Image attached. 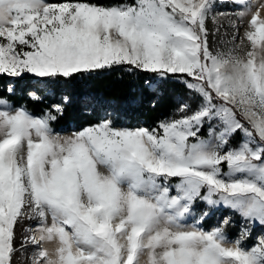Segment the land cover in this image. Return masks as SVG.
I'll use <instances>...</instances> for the list:
<instances>
[{"label": "snow or ice", "instance_id": "obj_1", "mask_svg": "<svg viewBox=\"0 0 264 264\" xmlns=\"http://www.w3.org/2000/svg\"><path fill=\"white\" fill-rule=\"evenodd\" d=\"M232 2L0 0V264H264V233L244 243L264 228V2ZM117 67L176 78L192 103L151 129L105 118L64 136L69 96L40 115L12 99L25 76L43 104L49 83ZM220 206L247 221L235 241L231 217L203 226Z\"/></svg>", "mask_w": 264, "mask_h": 264}, {"label": "trees", "instance_id": "obj_2", "mask_svg": "<svg viewBox=\"0 0 264 264\" xmlns=\"http://www.w3.org/2000/svg\"><path fill=\"white\" fill-rule=\"evenodd\" d=\"M124 1L126 0H119V2ZM95 2L113 3L117 0H95ZM7 81L6 78L0 77L1 85H5ZM145 81H149L151 86L146 84ZM49 84L53 87L54 97L47 98L43 104L33 103L21 92L17 93L12 99L17 104H26L31 112L38 114L49 104L60 102L63 94L69 96L70 103L65 106L63 116L53 124L55 129L72 125L83 126L96 121L95 112L83 110L82 95L90 97L93 103L103 102L114 106L118 119L122 115L133 118L143 117L151 127H156L160 120L171 115L172 109L177 105L178 97L184 94V84L176 78L161 80L151 73H130L121 67ZM202 134L205 137L207 136L206 128ZM240 139L241 137L238 136L233 143H237ZM204 223L206 225L213 223V216H209ZM19 232L18 226V234L20 235ZM21 236L23 235L21 234ZM19 244L18 239L17 247H19ZM17 256H19V253Z\"/></svg>", "mask_w": 264, "mask_h": 264}, {"label": "rangeland", "instance_id": "obj_3", "mask_svg": "<svg viewBox=\"0 0 264 264\" xmlns=\"http://www.w3.org/2000/svg\"><path fill=\"white\" fill-rule=\"evenodd\" d=\"M124 2H128V3H132L134 2V0H126ZM251 2L254 4L252 11L255 12L256 8L255 5H258L261 2H264V0H251ZM105 3V2H103ZM216 12H235L239 10V6L233 4L232 0H216ZM260 14H261V18H264V9L260 10ZM251 18V15L249 14L248 16L245 17V21L244 24H241L240 26V35H243L244 29L247 25V21ZM208 27L209 29H214V25L213 22L211 20L208 21ZM225 29L221 28V31L223 32ZM238 42V41H237ZM216 47L221 48V50L223 49V45L217 44ZM8 83V81L5 83V85ZM38 83V80L36 78H33L31 76H25V78L23 80L17 81V93L21 92V93H26V91L36 85ZM1 85V84H0ZM41 86H43L41 84ZM48 87H50L53 90L52 85H48ZM54 92V91H53ZM66 94H63L62 96H64ZM60 96V95H58ZM192 99H193V94L186 88V86L184 85V94L182 96H179L177 99V105L172 109L171 115L165 118H169V117H174V113L175 110L177 109L178 105L180 104V102L182 101H187L188 103H192ZM81 104H82V108L84 111L87 112H95L96 113V121H94V123L98 122L101 119H111L114 122V125L116 127H128V128H139V127H145V128H154L151 127L150 124L148 123V121L146 119H144L143 117H131V116H124L122 115L120 119H118L116 117V109L114 108V106H110L107 103H93L92 99L88 96L82 95L81 96ZM56 103V102H55ZM33 113V112H32ZM42 113V112H41ZM41 113H33L34 115H40ZM164 118V119H165ZM88 124H85L83 126H77V125H72L70 127L67 126H63L59 129H55L54 127V131L59 133L60 135H71L73 132L75 131H79L81 128L87 126ZM207 208V205L204 204L203 202H197L194 208L195 213L197 214V216L203 212L205 209ZM209 216H213V223L206 225L204 223V228L206 230L211 229L213 227L219 226L220 222L223 220L224 217L228 216L231 217V222L226 226L225 228V233L227 238L229 239V241H235L239 236H240V232H241V227L242 226H247V221H245L238 213L232 211L231 209H228L226 207L220 206L218 208H214L211 209L210 211V215ZM50 222V221H49ZM189 223H191V221H189ZM36 224L37 222L34 220H25L21 225H19V229H20V235L24 234V229L25 228H36ZM236 233V234H233ZM264 233V228H261L259 225H257L254 229H253V238L246 240L245 246L246 247H250L252 245V243L254 242V238L256 235L262 234ZM20 235L18 234V236L20 237ZM23 236H21L20 238H22ZM20 241V239H19ZM20 246V244L18 245ZM54 245H52L51 243L45 244L44 247L46 248H52ZM35 251V248L32 246H29L26 250H25V257H30L31 254ZM18 258H20L23 261V264H29L28 260H24V258H21L18 256ZM142 259L147 262L148 257L147 255H145L144 257H142Z\"/></svg>", "mask_w": 264, "mask_h": 264}]
</instances>
